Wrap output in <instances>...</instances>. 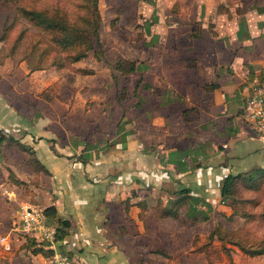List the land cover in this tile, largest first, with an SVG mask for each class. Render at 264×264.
Returning <instances> with one entry per match:
<instances>
[{"label":"rangeland","instance_id":"1","mask_svg":"<svg viewBox=\"0 0 264 264\" xmlns=\"http://www.w3.org/2000/svg\"><path fill=\"white\" fill-rule=\"evenodd\" d=\"M20 7L43 12L66 26L76 27L77 33L71 39L67 38L70 45L57 44L54 33L31 24L21 15ZM88 9V0H0V103L9 104L6 106L9 124L20 126L19 131L14 132L18 138L12 134L9 136L21 143L20 139L29 134L33 139L37 138L33 143L43 138L54 144L63 133L52 139V136L42 137L41 134H47L39 132L36 123L43 113L66 116L69 119V143L74 150H78L77 144L84 143L81 153L73 151L67 157L77 161L104 158L102 155L105 153L112 159L114 156L118 159L114 153L121 152V149L114 145L116 140L124 138L123 132L132 131V119L138 117L143 131H147L146 118L156 114L155 111L164 104L171 103L175 107L171 115L184 112L188 118H193L195 110H198L194 101L206 98L221 78L219 74L206 71L199 79L196 73L192 76L190 72L200 60L204 61V41L198 39L202 28L209 31V37L215 41H222L227 37L219 36L215 20H220L227 32L241 14L264 21V0H98L101 47L91 37L93 50H88L83 58L73 62L71 56L83 52L88 43L84 42L89 37L84 29L88 27L89 30L91 25L88 22H92ZM243 23L245 20L242 18L240 25ZM119 59L136 61L146 69L121 74L113 68ZM222 65L215 68L217 73L225 70L231 73L228 63ZM162 67L184 72H176L175 82L195 84L192 87H167L161 76ZM261 81L262 78L257 80L264 83ZM182 88L187 92L182 94ZM122 112L116 127L117 136L114 137V115ZM103 116L109 120L104 124L93 123L94 119ZM156 122L155 128L148 132L161 134L163 127ZM167 123L166 126H171L169 120ZM46 124L47 121L44 126ZM174 125L168 132L183 134V124L178 121ZM84 132L90 138L98 139L89 143L80 141ZM14 144L11 142L0 152V180L9 181L8 171L11 178H17L15 171L24 156L22 148L17 144L19 148H14ZM178 144L176 139L167 145L173 147ZM148 148L144 149L145 152ZM27 153L29 159L35 154L29 149ZM57 156L66 157L64 152ZM144 159V155H138L139 161ZM20 169L29 180L30 170L26 166ZM21 183L13 185L25 198ZM167 187L172 189V184ZM235 187L234 198H228L223 204L209 205L194 200L179 204L181 219L186 212L189 216L198 214L199 222L190 224L187 221L178 241L174 235L170 236L169 248L163 250L165 257L151 264H264V183L255 192L246 191L241 183ZM206 215L208 220L202 218ZM38 243L45 247L48 244ZM143 250L148 251L146 248ZM143 250L138 248L137 252L143 254ZM145 260L147 258L143 256L133 264H145Z\"/></svg>","mask_w":264,"mask_h":264},{"label":"crops","instance_id":"2","mask_svg":"<svg viewBox=\"0 0 264 264\" xmlns=\"http://www.w3.org/2000/svg\"><path fill=\"white\" fill-rule=\"evenodd\" d=\"M242 18L245 23L240 25ZM214 22L219 36L227 39L215 41L203 27L197 37L204 41V61L200 60L197 68L194 66L190 72L192 76L196 73L199 79L206 71L219 74L221 78L214 89L207 92L206 98L194 101L198 110L193 118H188L184 112L171 115L175 107L167 103L146 118L148 127L143 131L141 120L131 115L134 128L123 132L124 138L116 140L114 145L121 149L114 153L118 159L115 156L112 159L108 153L100 159H68L73 151L81 153L84 143L77 144L78 150H74L68 140L69 119L57 113H43L36 123L38 131L47 134H41L42 137L52 136V139L63 133L56 143H47L43 138L33 143L37 138L33 139L29 134L19 138L35 154L29 159L27 150L22 148L24 157L19 165L16 163V173L13 171L18 179L11 178L8 171L10 182L0 180V236L7 237L11 247L6 250L0 244V264L50 263V247L40 246L37 241L11 231L23 201L32 200L44 210L52 207L53 214L46 216L57 228L63 227L62 221L67 222L62 228L64 235L57 239L55 248L68 253L79 264H133L143 256L147 258L144 263L151 264L165 257L163 250L169 248L170 236L174 235L178 241L187 221L190 224L199 222L198 214L191 217L185 212L184 218L180 219L164 213L180 199V190H189L186 201L223 204L220 183L224 176L231 173L241 174L244 178L255 169L264 170V139L256 137L239 114L243 99L264 73V21L241 14L228 32L220 20ZM223 63H228L231 73L215 71ZM162 72L167 87H192L195 84L175 82L176 72L183 71L162 67ZM180 91L183 94L186 89ZM6 106L9 104L0 103V135L8 138L9 134L14 136L20 126L9 124ZM116 115L114 134L123 112ZM106 120L109 118L103 116L94 119L93 123L104 124ZM167 120L171 126H166ZM156 121L163 127L161 134L148 132L155 128ZM178 121L183 124V134L168 132ZM87 134H79V140L89 143L98 139ZM176 139L177 146L167 145ZM9 142L8 139L1 142L0 152L6 145L10 146ZM17 145L12 146L17 148ZM62 152L66 157L57 156ZM139 154L145 156L143 161L138 160ZM25 166L31 172L29 180L20 169ZM15 183L22 184L25 198L15 189ZM168 184H172V189L167 187ZM4 187L15 190L18 198L8 201L2 192ZM187 205L189 207V203ZM207 215L202 218L208 220ZM138 248L148 251L143 250L141 254L137 252Z\"/></svg>","mask_w":264,"mask_h":264},{"label":"trees","instance_id":"3","mask_svg":"<svg viewBox=\"0 0 264 264\" xmlns=\"http://www.w3.org/2000/svg\"><path fill=\"white\" fill-rule=\"evenodd\" d=\"M88 2H89V9L87 10V14L92 17V22L91 23L88 22V25L89 24L91 25L89 30L88 27L87 29H84V32L88 33L89 35V37L86 38L84 42H88V43L85 45V50L83 52L82 51L76 52L74 55L71 56L73 62H77L81 58H83L88 50H93V45L90 43L91 37L95 38L98 42L99 48L101 47L99 42L100 13L98 11V0H88ZM18 10L20 11L21 15L34 26L39 27L44 31H49L54 33V41L57 44L70 45L69 39H71L72 35L77 33L78 31V29L73 25L66 26L65 23H62L61 21L51 17L50 15L46 16L43 12L26 10L23 7H20ZM73 39H76V37H74ZM96 52L97 51H94L95 54H97ZM113 68L116 71L120 72L121 74H129L138 70H142V68L146 69V66L136 61L119 59L114 64ZM261 78L264 81V73L261 74L260 79ZM6 139L10 140V142H14L15 144H18L21 148L25 150L29 149L28 146L14 140L13 137L11 136L6 138L3 135H0V144ZM29 151L31 150L29 149ZM237 183H241L246 191H250V192L258 191L261 188L262 184L264 183V170L255 169L252 171L250 175L244 178L242 177L241 174L229 173L228 175L224 176L220 183V196L223 201L228 198H232V197L234 198L236 191L235 186L237 185ZM178 193L179 196H181L180 199H178V201H176L173 206L167 208L164 213L171 217L181 219L180 212L178 211V206L179 204L188 202V200L186 201L185 198H187L186 196L187 194H189V190L182 189ZM188 210H190L189 207ZM44 212L47 215L53 214L54 209L52 207H49L46 208ZM262 216L264 217V211L262 213ZM66 224H67L66 221L61 222V225L63 227H65ZM63 227H60L61 230L60 228H57L56 240L64 235L62 229ZM49 251L50 253L53 252L52 250Z\"/></svg>","mask_w":264,"mask_h":264},{"label":"built area","instance_id":"4","mask_svg":"<svg viewBox=\"0 0 264 264\" xmlns=\"http://www.w3.org/2000/svg\"><path fill=\"white\" fill-rule=\"evenodd\" d=\"M240 115L250 131L256 137L264 139V83L257 82L252 86L241 107ZM2 192L8 201L18 198L17 192L8 187H4ZM19 208V217L11 225L12 232L40 243L47 242V247L53 251L49 264H79L68 253L56 250L57 227L48 221L43 208L30 201L21 202ZM0 244L6 250L11 248L10 241L5 236H0Z\"/></svg>","mask_w":264,"mask_h":264}]
</instances>
